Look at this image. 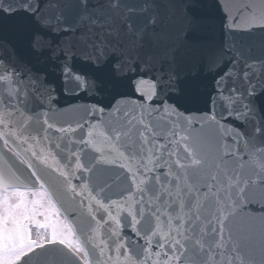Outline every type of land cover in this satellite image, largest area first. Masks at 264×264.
Listing matches in <instances>:
<instances>
[{"label":"water","instance_id":"obj_1","mask_svg":"<svg viewBox=\"0 0 264 264\" xmlns=\"http://www.w3.org/2000/svg\"><path fill=\"white\" fill-rule=\"evenodd\" d=\"M261 3L200 0L190 24L189 0H45L44 49L0 51L9 140L28 142L18 150L59 182L81 230L128 264H264V96L249 95L264 90ZM0 19L6 38L35 26L23 12ZM220 58L224 77L206 70ZM254 101L259 126L237 112ZM0 146L15 180L20 161ZM30 254L16 264H83L60 244Z\"/></svg>","mask_w":264,"mask_h":264},{"label":"snow or ice","instance_id":"obj_2","mask_svg":"<svg viewBox=\"0 0 264 264\" xmlns=\"http://www.w3.org/2000/svg\"><path fill=\"white\" fill-rule=\"evenodd\" d=\"M84 2H87V0H84ZM199 2L200 0H189V5L185 6V11L191 10L193 12V15L189 17L190 24L195 20V8ZM44 4L45 0H19L18 4L13 3V0H0V14H3L4 16H12L15 13L23 12L35 22V26L26 34V36H10L6 38L3 34L2 19H0V51L6 49L8 52L15 55L17 53V41L22 42L26 51L30 53H37L44 49L47 42L46 32L49 24V20L43 16L42 10ZM261 7H264V0H262ZM37 14H41L40 17H38ZM66 30L70 31V29ZM224 64L225 61L223 58H220L209 64L206 70L209 72H219V77H224L228 74V68L224 67ZM244 75L247 77L248 73L245 72ZM168 76L171 81L179 82L180 80L179 75L175 71L169 73ZM195 86L196 76L193 75L186 87L188 89H194ZM183 91H185V89H178V92ZM249 95L250 99H259L261 96H264V90L256 92L253 88Z\"/></svg>","mask_w":264,"mask_h":264},{"label":"flooded vegetation","instance_id":"obj_3","mask_svg":"<svg viewBox=\"0 0 264 264\" xmlns=\"http://www.w3.org/2000/svg\"><path fill=\"white\" fill-rule=\"evenodd\" d=\"M15 195L18 198V202H14L15 209L10 210V214L20 212L21 215H24L25 218H15L13 216H7L3 214V208L6 205L4 202L8 195ZM43 210L39 217L37 213ZM51 215V203L47 199L46 195L41 191H23V190H7L4 193L0 192V256L1 264H3V251L12 252L18 248H23L24 245L32 244L31 248L38 240H34L29 233L30 229L39 230L42 226L50 227L52 220H50ZM53 216V212H52ZM42 217V218H41ZM54 235L58 236L62 229L57 225L52 228ZM3 242L5 247H3ZM29 248H25L21 253L27 251ZM16 255L14 258H16ZM14 258L9 260V264Z\"/></svg>","mask_w":264,"mask_h":264},{"label":"rangeland","instance_id":"obj_4","mask_svg":"<svg viewBox=\"0 0 264 264\" xmlns=\"http://www.w3.org/2000/svg\"><path fill=\"white\" fill-rule=\"evenodd\" d=\"M5 203H6V205L4 206V208H3V214L5 215H7V216H13V217H15L16 219L17 218H21V217H23V218H25V216L24 215H21L20 214V212H16V214L15 213H12L13 215H11L10 214V210H14L15 209V205H14V202H18V198L15 196V195H13V194H9L8 196H7V198H6V200L4 201ZM43 210H40V212L39 213H37V217H39V214L42 212ZM55 217H53L52 216V210H51V215H50V220H52V223L53 224H55ZM32 244H27V245H24V247L22 248H18V249H16V250H14V251H12V252H6L7 250H4L3 251V264H6V263H8L9 262V260H11L12 258H14L16 255H18L21 251H23L25 248L27 249V248H29L30 246H31ZM3 247H5V244H4V242H3ZM2 252H0V256H2V254H1ZM0 264H1V261H0Z\"/></svg>","mask_w":264,"mask_h":264},{"label":"bare ground","instance_id":"obj_5","mask_svg":"<svg viewBox=\"0 0 264 264\" xmlns=\"http://www.w3.org/2000/svg\"><path fill=\"white\" fill-rule=\"evenodd\" d=\"M29 233H31V236L33 237L34 240H41L42 238H49V234L45 230H37V229H34L32 227L30 229ZM63 233H65V234L62 235V236H59L58 239H64L65 237H67L68 238V241H69V238H71V235L68 237V235H67L68 232L67 231H65ZM76 254L78 255V253H76Z\"/></svg>","mask_w":264,"mask_h":264}]
</instances>
